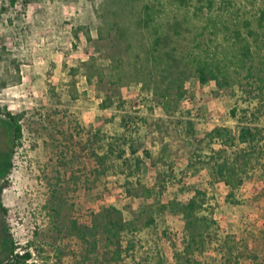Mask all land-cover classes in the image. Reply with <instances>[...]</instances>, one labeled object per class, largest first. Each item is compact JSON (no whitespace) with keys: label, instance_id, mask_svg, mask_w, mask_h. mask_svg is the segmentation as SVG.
I'll return each instance as SVG.
<instances>
[{"label":"rangeland","instance_id":"obj_1","mask_svg":"<svg viewBox=\"0 0 264 264\" xmlns=\"http://www.w3.org/2000/svg\"><path fill=\"white\" fill-rule=\"evenodd\" d=\"M196 1L187 13L175 0H0L2 260L12 241L17 252L29 250L28 264H73L80 246L70 236L72 223L89 225L114 207L175 264L174 254L185 247V223L160 207L187 204L198 188L207 199L202 214L217 223V240L246 247L264 264V178L257 172L233 192L235 203L227 200L229 187L211 185L206 169L188 168L183 156L192 141L173 128L191 120L196 140L217 127L237 133L229 112L244 105L231 91L215 95L212 83L201 85L193 76L184 97L171 99L170 114L154 94L162 82V66L150 56L154 30L167 37L162 51L194 49L203 24L192 17ZM146 4L154 8L148 26ZM261 9L264 0H215L212 13L251 18ZM185 14L192 21L186 23ZM7 113L19 119L22 132L12 143ZM160 120L170 127L165 141L182 145L177 156L173 149L166 154L173 179L166 178L162 190L157 175L169 168L144 152L159 153ZM217 245L208 241L190 256L191 264H224Z\"/></svg>","mask_w":264,"mask_h":264},{"label":"trees","instance_id":"obj_2","mask_svg":"<svg viewBox=\"0 0 264 264\" xmlns=\"http://www.w3.org/2000/svg\"><path fill=\"white\" fill-rule=\"evenodd\" d=\"M175 1L188 13L191 0ZM11 3L14 4L15 0H11ZM214 6L215 0H197L193 5L192 17L202 19L203 24L201 33L194 39L195 48L187 53L180 52L177 46L162 51L164 42H168L167 37L154 30L150 56L155 64L162 66L159 70L162 82H156L154 94L161 99L163 111L170 114L171 99L175 95L178 100L184 97L186 80L193 76L201 85L212 83L215 95L231 91L232 96H237L244 105L235 106L229 112L230 117L237 122V133L217 127L203 139L196 140L194 122L191 120L178 121L173 127L178 136L181 137L182 133L192 141L191 144L186 143L188 155L183 156L188 161V168L197 171L206 169L210 184L223 183L229 187L227 200L235 203L233 192L240 189L246 180L257 172L264 178V126L259 125L264 120V9L251 18L233 14L224 17L212 13ZM204 8L208 9L207 12H203ZM153 9L148 4L143 8L145 26L150 22ZM188 15L185 14L186 23L192 21ZM174 27H178V24H174ZM174 32L180 34L176 29ZM161 85L164 88H160ZM5 117L4 123L12 143L22 135L19 119L10 113L5 114ZM160 121L156 123L162 132L159 133L160 129L156 132L161 137L159 153L153 157L149 150L145 149L144 152L147 157L163 162L169 168L170 173L157 175L156 185L162 190L166 178L173 179V161L166 154L173 149L177 156L182 145L165 141L170 127L163 120ZM206 207V193L198 188L187 204L175 200L160 207L161 211L180 215L185 223V247L181 254H174L175 264H191L190 256L213 240L218 242L224 264H241L244 259L257 264L258 256L248 252L246 247L239 251L240 248L230 246L229 241L217 240V223L202 214ZM0 209L6 211L1 203ZM70 236L80 246L79 253L74 255L73 264H171L164 259L160 248L143 237L134 222L124 220L114 207L101 210L93 216L89 225L73 222ZM16 249L10 241L7 261L1 257L0 264H28L31 260L29 250L24 249L19 253ZM233 250H236L235 253Z\"/></svg>","mask_w":264,"mask_h":264}]
</instances>
